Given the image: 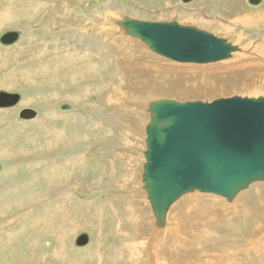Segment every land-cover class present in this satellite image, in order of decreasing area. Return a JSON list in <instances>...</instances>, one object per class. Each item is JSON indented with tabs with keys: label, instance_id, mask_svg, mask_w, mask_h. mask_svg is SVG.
I'll return each instance as SVG.
<instances>
[{
	"label": "rangeland",
	"instance_id": "obj_1",
	"mask_svg": "<svg viewBox=\"0 0 264 264\" xmlns=\"http://www.w3.org/2000/svg\"><path fill=\"white\" fill-rule=\"evenodd\" d=\"M234 7H241L240 12H234ZM7 9H12L15 17L12 22L8 20V24L0 26V33L20 30L22 38L17 46L0 45V90L22 97L17 105L0 109L18 108L16 117H2L0 142L3 138L14 143L13 137L18 132H22L23 137L14 144L19 155L16 152L3 154L4 145L0 146L2 171L15 170L9 172V176L0 174V196L6 197L0 203V230L7 235L22 230L21 226L27 224V231L25 235L21 234L25 237L21 251L13 253L7 246L0 255V264L2 260L4 264L5 260H9L8 264H18L17 259H25L24 255H28L32 246V241L26 239L39 233L35 222L41 219L44 225L46 217L53 214L56 207L53 197L67 187L72 189L70 185L77 182L80 185L73 188L76 196L81 203L86 201L85 205L91 203L90 212L79 216L75 222L74 229L79 234L69 235L71 243L65 251L63 249L61 256L48 253L44 264H149L147 256L156 230L155 218L141 183L148 104L162 99L210 103L232 97H264V21H261L264 2L252 7L247 0H195L189 5L181 4L179 0H0V13ZM238 16H245L242 26L234 23ZM124 17L195 27L226 39L240 47L241 52L230 60L215 64L176 63L153 53L141 40L126 35L116 24ZM18 48L21 53L17 52L12 58L10 55L4 57L8 50L13 52ZM36 50L47 52L43 55ZM16 55L20 59L14 60ZM3 61L7 67L2 66ZM34 61L40 64L35 65ZM43 61L47 64L43 65ZM94 62L100 65L95 68L97 72L90 68ZM177 67L192 69L189 72H197L200 76H190V80L177 90L170 91L164 82L169 84L178 76L169 73H178ZM229 77L233 81L228 82ZM183 90L202 91L186 94ZM24 101L31 103L24 106ZM61 104H70L73 114L61 111ZM26 107L36 110L38 116L20 120L19 115ZM73 116H79L78 120L74 121ZM50 118H56L54 125L55 131H59L58 138L35 124L40 119L47 128ZM24 123L32 126H22ZM79 157L84 158L79 161L83 164H77L80 167L76 166L74 179L70 182L60 185L59 180L51 177L55 165L70 159L75 162ZM51 165L54 166L51 168ZM72 166L73 163L70 167L63 166L61 171L68 168L70 173L75 168ZM26 185L30 188L22 193ZM14 188L20 190L15 193ZM20 196L25 198L24 204L19 202ZM185 196L172 207L167 226L162 230L166 232L164 239L173 234L169 238L172 244L164 255L158 249L151 250L152 263L222 264L229 260L219 261V257L229 255V250H237L240 251V263L264 264V183L252 184L249 191L240 194L232 203L211 195L212 200L218 199L217 213L212 210L213 215L210 212L207 221H212L214 233L218 229L223 233L218 237L211 234L210 244L205 247L187 245L192 241L188 242L185 232L191 233L193 226L181 218L184 211L179 209L185 203L192 208L202 195L190 193ZM8 200L12 201L9 208ZM100 206H104L103 210L106 207V216L100 212ZM19 211L33 215L20 224L4 219L5 213L8 218ZM94 211L95 216H91ZM214 216L220 217V222H215ZM56 221L66 222L62 217ZM82 233H88L90 241L78 248L74 241ZM44 235L50 237L48 233ZM245 237H250L247 242L242 240ZM36 241L38 245L42 242L44 245L47 239L36 236ZM87 248L93 250L90 256L82 255L85 258L82 261L75 252Z\"/></svg>",
	"mask_w": 264,
	"mask_h": 264
},
{
	"label": "water",
	"instance_id": "obj_2",
	"mask_svg": "<svg viewBox=\"0 0 264 264\" xmlns=\"http://www.w3.org/2000/svg\"><path fill=\"white\" fill-rule=\"evenodd\" d=\"M179 1L189 5L195 0ZM263 2L247 0L252 7ZM116 24L153 53L176 63L215 64L241 52L226 39L177 22L124 17ZM21 34L19 30L2 33L0 44L11 46ZM20 100L19 94L0 91V107L15 106ZM71 107L60 105L62 111ZM147 112L141 178L157 229L166 228L170 210L185 195L214 194L232 203L252 184L264 183V97H232L210 103L162 99L150 102ZM37 115L36 110L25 108L19 118L32 120ZM89 238L81 234L75 246L87 245ZM44 245L49 247L50 242Z\"/></svg>",
	"mask_w": 264,
	"mask_h": 264
},
{
	"label": "bare ground",
	"instance_id": "obj_3",
	"mask_svg": "<svg viewBox=\"0 0 264 264\" xmlns=\"http://www.w3.org/2000/svg\"><path fill=\"white\" fill-rule=\"evenodd\" d=\"M195 2V1H194ZM234 5V3L232 4V6ZM235 9H234V12L235 11H237V12H240V9H241V7H234ZM5 12H6V15H5ZM264 14V13H263ZM233 15H234V13H233ZM0 16H2V20L0 21V26L1 25H5V24H8V20L9 21H11L12 22V18L13 17H15V13H14V11H12V9H11V11H8V9L7 10H5L4 12H1L0 13ZM235 16V15H234ZM236 17V16H235ZM243 19H245V16H238L237 17V20L235 19L234 20V23L235 24H240L241 26H242V20ZM137 20V19H136ZM140 21V20H139ZM236 21H239V22H241V23H238V22H236ZM261 21H264V15H262V20ZM233 23V22H232ZM229 26V25H228ZM11 27V26H10ZM227 29V28H226ZM229 30V29H228ZM20 31V30H19ZM232 31V30H231ZM5 32H9V31H5ZM5 32H1L0 34H2V33H5ZM22 32V31H21ZM22 38V34H21V37H20V39ZM221 38V37H220ZM21 41V40H20ZM18 44H19V42H17ZM17 43H15L16 44V46H17ZM15 44H13V45H11V46H14ZM1 45V44H0ZM2 46V45H1ZM15 46V47H16ZM236 46V45H235ZM3 47H10V46H3ZM15 47H13V48H15ZM38 47V46H37ZM12 48V49H13ZM38 49H40V47H38ZM45 50V49H44ZM9 51V53H6V55L4 56L5 58H7V57H9V55L11 56V58H12V56L14 55V54H16L17 52L18 53H21L22 51H21V48H18L17 50H15V51H13V52H11V50H8ZM37 51V50H36ZM28 52V51H27ZM26 52V53H27ZM39 54L40 53H42L43 55H44V53H46L47 51H37ZM239 53V52H238ZM41 54V55H42ZM235 55V54H234ZM1 56V55H0ZM80 56L82 57V56H86L89 60H90V58L91 57H89V55H86V54H80ZM76 57V56H75ZM84 58V60H85V63L86 64H88V62L89 61H87V58ZM2 58V57H1ZM17 58H19L20 59V57H19V55H16L15 57H14V60L15 59H17ZM39 59H42V57H40ZM12 60V59H11ZM18 61V60H17ZM17 61H15V62H17ZM41 61V60H40ZM35 62V65L36 64H40L38 61H34ZM52 62V60L51 61H49V62H47L48 63V65L50 64ZM55 62V61H54ZM60 62V61H59ZM91 62H93V61H91ZM225 62V61H224ZM46 62H44L43 61V65H46L47 64ZM220 63V62H219ZM183 64V63H182ZM9 65V64H8ZM91 66H90V68H94L93 69V72H97V70L95 69V68H99L100 67V65L98 64V63H92V64H90ZM209 65V64H208ZM2 66H5V67H7V65H6V63H4V61H3V64H2ZM32 66H33V63H32ZM51 66V65H50ZM70 66V64H68V67ZM85 66H87V65H85ZM158 66V65H157ZM18 68V67H17ZM30 68V67H29ZM72 68H75V67H72ZM162 68V67H161ZM38 69V68H37ZM177 70H178V73H176V72H174V71H169V73L170 74H175V75H178L177 77H175V78H173L172 80H170L169 81V84H168V81L167 82H164V84L166 85V87L168 86V89L171 91V90H177L182 84H184L186 81H188V80H190V76H194V75H196V77L195 78H197L198 76H200L199 75V73H197L196 71V73H192V72H189V70L191 71L192 69H186V68H180V67H177ZM17 71V70H16ZM63 71H64V69H63ZM99 71V70H98ZM158 71V70H157ZM161 75V74H160ZM28 76V75H27ZM32 76V75H31ZM231 81H233V78L232 77H229L228 78V82H231ZM5 83V82H4ZM160 87V86H159ZM0 91H5V92H7L8 93V91L7 90H0ZM183 91H185V93L186 94H191V93H199L200 91H202V90H189V91H187V90H183ZM22 97V96H21ZM86 98V97H85ZM29 99V98H28ZM31 100V99H30ZM30 100H28V101H30ZM33 102V101H32ZM24 104V106H28V105H30V103L31 102H26V101H24L23 102ZM70 105V104H69ZM13 107V106H12ZM27 108V107H26ZM29 108V107H28ZM72 108V107H71ZM0 109H8L7 107H0ZM25 109V108H24ZM59 109H60V106H59ZM57 110V109H56ZM61 110V109H60ZM62 111V110H61ZM64 112H68V111H64ZM70 112H72V110H70L69 111V114H73V113H70ZM58 113V112H57ZM148 113V112H147ZM17 114H18V108H16V109H10V110H6V111H0V123L4 120V118L7 116V115H9V116H14V117H16L17 116ZM56 114V113H55ZM46 115V114H45ZM54 115V114H53ZM149 115V114H148ZM8 116V117H9ZM38 116V115H37ZM49 116V115H48ZM47 116V117H48ZM61 116H63L62 114H61ZM2 117H4V118H2ZM56 117V116H55ZM57 117H58V115H57ZM65 117V116H64ZM43 118V117H42ZM73 118H74V121H77L78 120V118H79V116H73ZM16 119V118H15ZM51 120H50V125H49V127H47L48 128V130H47V128H45V122L43 121V123H42V121L39 119V121H35V124H36V126L38 127V128H40L42 131H47V132H50V134H52V133H54V136H56L57 138H58V133H59V131L58 130H56L55 131V125H54V121L56 120V118H50ZM6 120H9V119H6ZM19 120V119H18ZM20 120H22V119H20ZM19 120V121H20ZM18 123V122H17ZM34 123V122H33ZM32 126V124H28V123H24V124H22V126ZM54 125V126H53ZM146 128V127H145ZM65 134V133H64ZM23 133L22 132H18L14 137H13V142L14 143H8L7 141H5L3 138H2V141L0 142V146H2V145H4V150H3V154H7V153H10V152H16V153H18V155H19V152L16 150H14V144L15 143H18V141H19V139L20 138H22L23 136ZM27 136H31V135H27ZM45 136V135H44ZM11 138V137H10ZM9 138V139H10ZM37 138V137H36ZM51 138V137H50ZM29 139V138H28ZM48 139V138H47ZM27 140V139H26ZM31 141V140H30ZM34 141H36V139L34 140ZM51 141V140H50ZM144 142H145V140H144ZM29 143V142H28ZM41 143V142H40ZM54 144V143H53ZM22 145H24V144H22ZM37 146V145H36ZM19 147H21V145H19ZM42 147V146H41ZM20 149V148H19ZM31 152V151H30ZM3 154H1V155H3ZM41 154V153H40ZM11 155V154H10ZM74 155H76V154H74ZM72 158V157H71ZM67 159V158H66ZM84 158H82V157H79L75 162H73L72 160H73V158H72V160L70 159V160H68V161H66V162H63V163H61V164H59V165H55L54 163V165H51V168L54 166V167H56V170L55 171H53V173H52V175H51V177L53 178V179H57V180H59V184L60 185H64V182L65 181H71L72 179H74L73 178V176H75L74 174L76 173V166H79L80 167V165H77L78 163H80V164H83V163H81V162H79L80 160H83ZM66 163V164H65ZM71 163H73V166L72 167H75L72 171H70V173H68V168H66V169H64V170H62L61 171V169L63 168V166H68V167H70L71 166ZM36 164H42V163H37L36 162ZM35 166H37V165H35ZM34 166V167H35ZM30 167V166H29ZM86 168V167H85ZM2 171V170H1ZM0 171V174H6L7 176H9V172H11V171H15V170H9V169H6V171H5V169H4V171H5V173L2 171L1 172ZM84 172V171H83ZM142 173H143V170H142ZM5 175V176H6ZM85 176V175H84ZM141 176H142V174H141ZM73 183V182H72ZM78 183L79 182H77V183H73L72 185H70V186H73V188H76L77 186H78ZM141 183H142V178H141ZM79 185H80V183H79ZM16 187V186H15ZM30 188V186H28V185H26V187L25 188H22V193L23 192H25V190L27 189V188ZM70 189V188H66L65 190H63V191H61L59 194H57V197H53L54 198V201L56 202V207H55V209H54V211L52 212L53 214H50V215H48L47 217H46V219H45V224L43 225V221L41 220V219H38L37 220V217H35L34 216V218H36V222H35V227L37 226V229H36V231L38 230L39 231V233H38V235H34L35 237H31L32 239H26V240H30V241H32L31 243H32V246H30V248H29V253H28V255H24L25 257V259H17V262H18V264H26L27 262H33V264H40V263H42V264H44V259L47 257V254L48 253H50V255L51 256H59L61 253H63L64 251H65V249H66V246L67 245H69L68 243L70 242L71 243V241H70V238H69V235H72L73 237L75 236V235H77V234H79V233H76L77 231L74 229L75 227H76V225H75V222L76 221H78L77 219H80L79 218V216H82V215H84V214H86V213H89L90 212V204L91 203H88V205H85L87 202L86 201H84V202H80L79 201V198L76 196V193H75V191H74V189ZM142 189H143V183H142ZM18 190H20V189H18V188H14L13 189V191L15 192V193H17L18 192ZM250 190V187L247 189V190H245V191H242L240 194H242L243 192H247V191H249ZM144 191V190H143ZM145 192V191H144ZM146 193V192H145ZM196 194H199V195H202V196H200V198H197V200H196V203H194L193 205V207L192 208H190L189 206H190V204H189V206H187V205H185L184 204V206H182L181 205V207L179 208L180 210H183L184 211V214H183V216L181 217V218H185V219H187L188 220V222H189V224H190V226H193L192 227V232L191 233H189V232H185L186 233V239L188 240V242H190V241H192V243L190 242V243H188L187 245H189V246H194V247H205L206 246V244H210V242H209V240L208 239H210L214 234H215V236L216 237H218V235L219 236H221V234L223 233L220 229H218L215 233H214V231L211 229V226L213 225V223H212V221H207V218H210V212L212 211V210H214L216 213H217V211L215 210V206H218V203L216 202V201H218V199L216 200V199H213L212 200V196L211 195H214V194H208V193H201V192H195V193H193V195H195L196 196ZM239 194V195H240ZM188 195H190V194H188ZM238 195V196H239ZM56 196V195H55ZM147 196V195H146ZM216 196H218V195H216ZM237 196V197H238ZM21 197V196H20ZM186 197V196H185ZM218 197H220V196H218ZM56 198V199H55ZM222 198V197H221ZM239 198V197H238ZM224 199V198H223ZM6 200V197L5 196H0V203L1 202H4ZM181 200V199H180ZM179 200V201H180ZM9 202L7 203V205H8V207L7 208H9L11 205H12V201H10V200H8ZM24 201H25V198L24 197H21L20 199H19V202H22L21 204H24ZM53 201V200H52ZM51 201V202H52ZM148 201V200H147ZM178 201V202H179ZM177 202V203H178ZM176 203V204H177ZM50 204V203H49ZM188 204V203H187ZM150 205V204H149ZM221 205V204H220ZM226 205V204H225ZM4 208L6 207V206H3ZM95 207V206H94ZM101 207V210H100V212H102V213H105V216H106V211H105V209H106V207H105V209L103 210V208H104V206H100ZM99 207V208H100ZM103 207V208H102ZM53 209V208H52ZM227 209H229V208H227ZM227 209H224V211L226 210V212L228 213V211H227ZM234 211V210H233ZM20 212V211H19ZM5 213V212H4ZM73 213H75L76 214V216L74 215L73 216ZM212 213V212H211ZM215 213V214H216ZM226 213V214H227ZM6 214V213H5ZM4 214V219H10V223H14V224H20L22 221H24V219H26V218H29L31 215H33V213L32 212H25V214H23V213H17L16 214V216H12L11 215V217H8V218H6L7 217V215H5ZM90 214H92L91 216H95V211L93 212V213H90ZM170 214V213H169ZM27 215V216H26ZM29 215V216H28ZM212 215H213V213H212ZM104 216V217H105ZM169 216V215H168ZM216 216H218V215H216ZM216 216H214L215 217V222H217L218 221V219L220 218V217H216ZM61 217L66 221V222H58V221H56V220H61ZM110 217V216H109ZM225 217V216H224ZM227 217V216H226ZM169 219V218H168ZM247 219V218H246ZM222 220V219H221ZM224 220V219H223ZM34 221V220H33ZM54 221H56V223L54 224ZM38 222V223H37ZM81 222V221H80ZM130 222V221H129ZM195 222V223H194ZM218 222H220V221H218ZM50 223V224H49ZM84 223V222H83ZM167 223H168V221H167ZM217 224V223H216ZM50 225H51V227H50ZM218 225V224H217ZM25 226V227H24ZM41 226V227H40ZM23 227V228H22ZM47 227H49V229H47ZM202 227H204L203 229H202ZM214 227V226H213ZM21 228H22V230H20L19 228V230L18 231H12V232H9L7 235H5L6 234V232H3V230H0V246H1V249H0V255H1V253L7 248V246L9 247V248H11V252H13V253H16V250H18V251H21V245H23L24 246V241H23V239H25V237H23L21 234H24L25 235V232L27 231V224H24L23 226H21ZM16 229V228H15ZM47 229V230H46ZM155 232H154V235L151 237V241H150V243H151V248H150V254L147 256V257H149L150 259L148 260V263L149 264H151L152 263V261H153V255H152V251L151 250H155V249H158L159 250V252L160 253H163V255H164V253H165V250L167 249V248H169L170 247V245L172 244V241H171V239H169V238H171L170 236H172L173 234L172 233H170V234H168L167 235V237L164 239V237L166 236L165 234H166V232L165 233H163V231H162V229H157L156 227H155ZM68 230H69V232H68ZM164 230V229H163ZM215 230V229H214ZM9 231H11V230H9ZM135 231V230H134ZM45 233H48V235L50 236V237H48L47 235H44ZM56 235H55V234ZM252 233H254V232H252ZM82 234H84V233H82ZM85 234H88V233H85ZM211 234H212V236H211ZM81 235V234H80ZM79 235V236H80ZM178 235V234H177ZM247 235H249L250 237L252 236L251 234H247ZM36 236L39 238V239H47V241H49L50 242V246L49 247H46L45 245H42V243H40L39 245H38V243H37V241H36ZM78 236V237H79ZM169 236V237H168ZM263 236V235H262ZM261 236V237H262ZM77 237V238H78ZM184 237V238H185ZM191 237H192V239H191ZM250 237H245V239H242L243 241H245V242H247L248 240H249V238ZM27 238V237H26ZM76 238V239H77ZM76 239H75V241H76ZM260 239V238H259ZM242 240L241 239H239V241L240 242H242ZM21 241H23L22 243H19L18 245L16 244V242H21ZM74 241V242H75ZM90 241V240H89ZM46 242V241H45ZM264 242V241H263ZM45 244V243H44ZM28 245V244H27ZM97 246H100V245H98V243L96 244ZM249 245L252 247L253 246V244L251 243V242H249ZM209 246V245H208ZM159 247H161L160 249H159ZM73 248V247H72ZM93 248V247H92ZM92 248H87V249H84V250H78V251H76L75 253H76V255H78V256H80V257H82V255H86V256H88L89 254H90V252H92ZM259 248H261V247H259ZM63 249H64V251H63ZM74 249V248H73ZM50 250V251H49ZM97 250H99V247H98V249ZM200 250H202V249H200ZM9 251V250H8ZM131 251V250H130ZM174 251V250H173ZM10 252V253H11ZM26 252V251H25ZM67 252V251H66ZM65 252V253H66ZM229 255H226L225 257H219V261H224V260H226V259H228L229 260V262H221L222 264H242V263H240L241 261H240V259H239V256H240V254H239V252H237V250H229ZM27 253V252H26ZM39 253H41L40 255H38ZM45 253V254H44ZM38 255V256H37ZM44 255V256H43ZM67 255V254H66ZM61 256V255H60ZM90 256V255H89ZM11 257V256H10ZM65 257H67V256H65ZM100 257V259H102V256L100 255L99 256ZM2 258V257H1ZM52 258V257H51ZM78 258V257H77ZM3 259V258H2ZM9 261V260H8ZM8 261H6L5 260V264H8ZM65 261V260H64ZM67 261H69V260H67ZM82 261H85V258L84 257H82ZM45 262H46V260H45ZM79 263V262H78ZM1 264H4V260H2L1 261ZM14 264V263H13ZM17 264V263H16ZM46 264H48V262L46 263ZM51 264V263H50ZM55 264V263H54ZM69 264V263H68ZM152 264H156V263H152ZM180 264V263H179ZM216 264V263H215ZM219 264V263H218Z\"/></svg>",
	"mask_w": 264,
	"mask_h": 264
}]
</instances>
